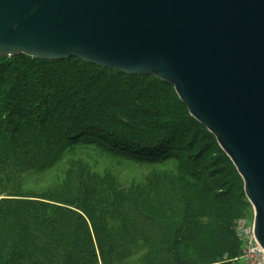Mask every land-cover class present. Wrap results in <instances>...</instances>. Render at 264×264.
<instances>
[{
  "label": "trees",
  "instance_id": "trees-1",
  "mask_svg": "<svg viewBox=\"0 0 264 264\" xmlns=\"http://www.w3.org/2000/svg\"><path fill=\"white\" fill-rule=\"evenodd\" d=\"M85 138L98 140L95 145L106 153H120L136 162L161 164L167 158H178L175 154L181 151L184 162L192 166L185 170L186 178L200 183V195L212 205L200 219L208 224L205 228L217 229L218 234L222 235L230 217L236 216L235 207L240 208L237 216L251 208L234 165L214 136L190 116L169 84L151 76L124 75L76 58L42 61L22 54L0 57V264H114L115 259L124 257L120 242L112 244L97 231L102 214L96 196L103 187L95 189L81 178L73 192L66 187L67 194L61 190L51 192L48 198H34L25 182L50 171ZM150 173L160 182H166L163 178L170 182L175 175L172 170L163 172V178ZM113 185L116 201L129 203L135 217L140 215L157 229L162 227L165 240L166 223L160 225L140 208L144 194L156 202V186L152 183L136 191L132 189L136 185L127 189ZM184 185L185 195L170 183L166 186L180 203L193 197L189 185ZM60 197L72 202H60ZM183 206L185 212L189 210L188 203ZM192 215L185 213L180 220L173 243L165 240L173 248L158 249L175 258L168 264H194L177 259L175 250L182 244L178 239L196 235L188 230L200 225ZM82 229L84 236L80 235ZM228 233L233 240L228 255L240 254L231 225ZM92 240L99 249L98 257L85 248L84 242L91 244ZM206 253L214 254L211 249ZM158 256L143 264H165L166 257Z\"/></svg>",
  "mask_w": 264,
  "mask_h": 264
},
{
  "label": "water",
  "instance_id": "water-1",
  "mask_svg": "<svg viewBox=\"0 0 264 264\" xmlns=\"http://www.w3.org/2000/svg\"><path fill=\"white\" fill-rule=\"evenodd\" d=\"M20 54L173 87L241 177L264 249V0H0V57Z\"/></svg>",
  "mask_w": 264,
  "mask_h": 264
},
{
  "label": "rangeland",
  "instance_id": "rangeland-1",
  "mask_svg": "<svg viewBox=\"0 0 264 264\" xmlns=\"http://www.w3.org/2000/svg\"><path fill=\"white\" fill-rule=\"evenodd\" d=\"M97 143L98 140L93 138L81 139L79 144L74 146L71 151H67L50 171L41 172L36 177L25 179V182H28L27 187H29L30 195L34 198H48V194L51 192H60L61 190H64L65 194H67L66 187H69L71 192H73V189L78 188L79 179L81 178V181L93 186L95 189L103 187V190L96 196L102 214V220L97 223V231L106 240L111 241L112 244L113 242H120L119 251L124 254V257L115 259L113 261L114 264H143L152 260L157 254H159L158 259H162L163 256L166 257L165 264H168L169 261L173 262L175 258L163 255L161 250L173 248L171 245H167L165 240L170 239L169 241L174 242V235L180 220H183L185 213L191 214L192 212L195 214V216L192 215L194 217L193 221L200 223V225H193L190 227L193 229L190 230L189 228L188 230L196 234L192 235L196 239L193 241L191 235H187L184 240L178 239L182 244L175 247V250L178 251L177 259L192 261L194 264H223L226 258L239 256V253L235 254V251L234 253L231 252L235 256L228 255L231 251L228 246L231 243L233 244L228 230L230 231L231 225V230L233 231L235 222L239 219H247L252 222V208L248 209L247 207L243 214L237 216L240 208L235 207L237 212L234 217L235 220L233 216L230 217V224L225 226L222 235L218 234L217 229L212 231L208 227L205 228L204 225L208 226V224H205L204 220L200 219V216L205 215L208 211L210 212L212 205L210 202H206L205 196L200 195V183H193L186 178L185 170L192 166L184 162L185 159L182 157L181 151H177L175 154L178 158L171 157L165 159V161L163 160L161 164H151L148 161L136 162L130 158L126 159L123 154L118 155L120 153L116 154V156L106 153L95 145ZM200 145H203V143ZM170 170L175 175L171 177L172 180L169 182L168 179L163 178L162 173ZM150 172H156L157 175L160 174L166 182H160L157 178H153ZM152 183L156 186V190L159 193L158 196L156 195V202L153 204L150 199L152 196L144 194L140 198V208L143 214L154 216L155 221L160 225L162 222L166 223V228L163 230L166 235L165 240L161 235L162 227L157 229L156 226L151 225V221L141 218L140 215H138V218L135 217L129 203L118 202L114 198L117 190L113 184L125 187V189L136 185L132 189L137 191L138 187L143 186L146 188L148 184ZM168 183L175 186V189L184 195L187 192L184 184H188L189 191L193 193V197L191 200L187 198V200H182L180 203L177 198L170 196L166 187ZM186 197L188 196L186 195ZM59 201L72 202L63 197H60ZM184 203L189 205V210L186 212L183 206ZM191 210L193 211L191 212ZM172 221H175L176 225L172 224ZM188 221L190 220L188 219ZM190 222L192 223V221ZM213 224L215 223L210 225ZM214 233H217V235L215 236ZM91 234L93 236L92 230ZM80 235H85L83 229ZM84 244L88 252L95 253L97 257L99 256V253H97L99 249L94 245L93 240L91 244L87 241ZM192 249H195V251H192ZM209 249L213 250L214 254L206 253V250ZM149 250H151V254H149ZM183 252L188 256H185L186 254H183ZM199 253L203 256L199 255Z\"/></svg>",
  "mask_w": 264,
  "mask_h": 264
},
{
  "label": "built area",
  "instance_id": "built-area-1",
  "mask_svg": "<svg viewBox=\"0 0 264 264\" xmlns=\"http://www.w3.org/2000/svg\"><path fill=\"white\" fill-rule=\"evenodd\" d=\"M239 219L235 222L234 232L240 243V254L226 258L223 264H264V249L255 238L253 218Z\"/></svg>",
  "mask_w": 264,
  "mask_h": 264
}]
</instances>
